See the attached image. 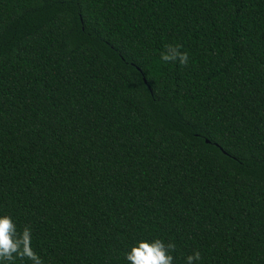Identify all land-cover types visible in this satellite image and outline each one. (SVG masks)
I'll return each instance as SVG.
<instances>
[{
	"label": "trees",
	"instance_id": "obj_1",
	"mask_svg": "<svg viewBox=\"0 0 264 264\" xmlns=\"http://www.w3.org/2000/svg\"><path fill=\"white\" fill-rule=\"evenodd\" d=\"M0 216V264H264V0H0Z\"/></svg>",
	"mask_w": 264,
	"mask_h": 264
},
{
	"label": "clouds",
	"instance_id": "obj_2",
	"mask_svg": "<svg viewBox=\"0 0 264 264\" xmlns=\"http://www.w3.org/2000/svg\"><path fill=\"white\" fill-rule=\"evenodd\" d=\"M162 59L165 61L178 59L180 64H186L188 57L186 53L179 52L178 49L169 47L168 52L162 55ZM14 235L15 226L10 217L0 216V261L11 260L13 253L33 257V253L28 247L29 230L25 228L22 235L19 237L24 245L23 249L19 252L18 248H20V244L13 239ZM172 247L173 245H165L158 239H154L150 242L147 240H140L130 246L126 251L125 260L128 261L129 264H172L173 258L168 252V249ZM185 259L186 264H193L194 261L200 259V254L199 252H194ZM36 264H39L38 260Z\"/></svg>",
	"mask_w": 264,
	"mask_h": 264
}]
</instances>
